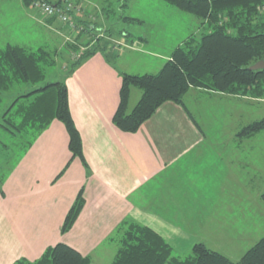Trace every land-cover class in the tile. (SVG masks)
Returning a JSON list of instances; mask_svg holds the SVG:
<instances>
[{
  "label": "crops",
  "instance_id": "1",
  "mask_svg": "<svg viewBox=\"0 0 264 264\" xmlns=\"http://www.w3.org/2000/svg\"><path fill=\"white\" fill-rule=\"evenodd\" d=\"M73 1L72 23L67 24L43 17L24 0H0L5 4L0 10H13L17 3L15 9L33 31L42 27L51 37L78 39L77 49L68 47L71 64L83 52L95 50L63 78L87 166L73 157L65 125L53 120L0 190V264L38 261L59 243L91 257L93 264L94 253L110 243L114 230L128 219L157 232L179 259L181 245H206L208 229L239 227V222L250 221L264 224V200L251 190L255 180L251 176L264 174V131L252 139H237L242 128L264 119V100L190 89L184 106L163 104L137 133L123 132L113 123L122 75L158 73L177 48L191 39L200 40L208 32L207 25L163 0H152L163 12L122 14L115 21L92 0ZM92 5L102 13L100 19L90 14ZM21 35L11 29L0 32L9 41L4 40L6 46L36 50L28 46L35 40ZM137 97L141 99L142 91L132 87L129 113L138 104ZM205 99L224 104L231 120L230 143L208 137L214 124L199 116L203 118L199 103ZM252 109L258 117L250 120ZM81 191L85 206L73 228L62 234Z\"/></svg>",
  "mask_w": 264,
  "mask_h": 264
},
{
  "label": "trees",
  "instance_id": "2",
  "mask_svg": "<svg viewBox=\"0 0 264 264\" xmlns=\"http://www.w3.org/2000/svg\"><path fill=\"white\" fill-rule=\"evenodd\" d=\"M24 1L30 6L37 0ZM163 1L202 20L207 25L208 32L200 40L191 39L177 48L158 73L122 75L120 104L113 118L118 129L126 133H137L163 104L173 102L184 106V97L190 89L264 100V69H250L264 61V0ZM55 5L60 7L65 4L58 0ZM69 6L72 7L71 4ZM71 13L73 12L68 11L69 15ZM94 54L95 50L83 52L70 65L68 76ZM47 56L44 49L28 50L14 45H7L0 52V128H6L14 135V130L21 132L23 138L30 136L24 140L23 157L42 131L53 120H59L69 134V149L73 157L80 158L87 166L82 137L70 111L65 80L41 84L45 80L43 64ZM27 87L30 88L23 91ZM132 87L140 89L142 97L129 113L128 102ZM11 97H14L13 101L3 111L4 98ZM262 131L264 119L242 128L237 139H252ZM5 160L0 158L1 191L19 161L7 172L5 167L8 162ZM262 199L264 200V193ZM85 203L84 192L81 191L65 218L62 234L73 228ZM110 240H118L120 244L112 264H264V237L237 263L203 243L192 247L191 257L179 259L157 232L129 219L114 231ZM91 263V257L83 256L76 249L59 243L49 247L38 261L30 263L20 260L15 264Z\"/></svg>",
  "mask_w": 264,
  "mask_h": 264
},
{
  "label": "rangeland",
  "instance_id": "3",
  "mask_svg": "<svg viewBox=\"0 0 264 264\" xmlns=\"http://www.w3.org/2000/svg\"><path fill=\"white\" fill-rule=\"evenodd\" d=\"M43 1H47V3L49 2L54 5L57 3L58 0H37L36 2ZM61 1L65 5H69L71 2H74L73 0ZM78 1H80V4L83 2V0ZM92 1L94 2V4L96 3L97 8L101 9L102 12H104L106 15H110V17H112L114 21L115 16H119L122 14L131 17L139 14L143 15L146 13L164 11L160 9V7L155 4V2H152V0ZM4 7L5 4L0 3V8ZM16 7L17 3L14 4L13 10H0V32L5 33L9 29L14 30V33L16 35L22 34L23 36L21 35V37L32 38L33 40H35V43H33L32 45H28L29 48H33L36 50L42 48L47 52L48 56L46 57L45 63L43 64V68L45 70V80L43 83H41L42 85L62 80L65 77L66 71L69 69V65H71L72 62H70L71 51L68 47H76L77 49L79 47L77 46L79 44L77 43L78 39L74 40L72 38L69 41L61 36L57 38L51 37L45 30H43L42 27L41 29H36L33 31V26H31V23L24 17L20 16L19 12L15 9ZM35 7L37 8L39 14L46 18V15L41 10V7H38L37 5H35ZM78 7L81 8V6ZM86 8L87 7H85V9ZM89 11H91L90 14H94L93 16L97 15L99 19L101 18L102 13L95 9L93 5L90 6ZM14 16L17 19H14ZM98 23L100 24V20ZM115 23L117 24V28H121L120 23H118L117 21ZM5 39L6 38L0 37V52L6 47L5 41L9 42L7 39ZM37 40L41 41V43H39ZM1 41H4V43H1ZM43 42H45V44ZM12 43H17V41L13 40ZM65 45L67 46L65 47ZM29 88L30 87L24 88L23 91L26 92V90H28ZM13 99L14 97L4 98L2 103L3 111L6 110V108L10 105ZM138 100L139 98L137 99V101ZM199 106L201 107V110L203 112V118L201 117V115H199L200 120H205L206 123H210L211 125L214 124L212 125L214 132L208 131V137L210 139L215 137L220 142V144H228V142L230 143V132L228 130L231 125V120H227L228 117L227 113L224 110V104L205 99L199 103ZM191 109H193V106H191ZM249 113L250 120H252L253 117H258V111L255 109H252V112ZM5 129L6 128H0V158L2 157V159H6L5 161L8 162L6 163L5 169L7 172H9V169L14 165V163L22 157V146L24 145L25 141L30 138V136L28 135L23 138V135L20 134L21 132L17 133V131L14 130V135V133H11ZM232 137H234L233 133L231 135V138ZM261 162L264 161H262L261 159ZM251 177L252 179H255L252 182L251 190L253 191V193L256 192V195L262 196V194L264 193V174L252 175ZM251 215L256 216L257 213L251 212ZM239 223H241L239 227H220L208 229L205 238L206 246L211 250L222 253L223 255L230 258L231 261L237 263L241 259V257L264 236L263 223L257 221ZM251 234H255V236L252 237L251 240H249ZM109 241L110 243H106L97 252L94 253L93 264H112L120 248V244L118 240L113 241L109 239ZM111 241L113 243L116 242V244H113ZM181 248L183 249V253L181 256L182 259H187L192 256V248L190 244H183L181 245ZM103 254H106L104 256L105 258L100 259Z\"/></svg>",
  "mask_w": 264,
  "mask_h": 264
},
{
  "label": "built area",
  "instance_id": "4",
  "mask_svg": "<svg viewBox=\"0 0 264 264\" xmlns=\"http://www.w3.org/2000/svg\"><path fill=\"white\" fill-rule=\"evenodd\" d=\"M35 5L38 7H41V10L47 17H56L60 22L62 23H67L71 24L72 22L70 21V16L68 14V11H72L71 6H57V5H52L47 2H35Z\"/></svg>",
  "mask_w": 264,
  "mask_h": 264
},
{
  "label": "water",
  "instance_id": "5",
  "mask_svg": "<svg viewBox=\"0 0 264 264\" xmlns=\"http://www.w3.org/2000/svg\"><path fill=\"white\" fill-rule=\"evenodd\" d=\"M250 69L255 71L264 69V61L257 63L256 65L252 66Z\"/></svg>",
  "mask_w": 264,
  "mask_h": 264
}]
</instances>
